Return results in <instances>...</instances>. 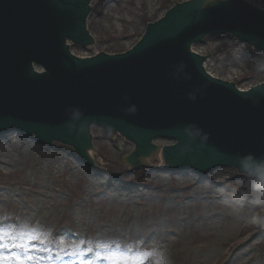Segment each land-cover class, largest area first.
Masks as SVG:
<instances>
[{
    "label": "water",
    "instance_id": "obj_1",
    "mask_svg": "<svg viewBox=\"0 0 264 264\" xmlns=\"http://www.w3.org/2000/svg\"><path fill=\"white\" fill-rule=\"evenodd\" d=\"M220 1L205 0L170 13L159 25L150 26L131 52L100 58L86 54L82 44L90 3L0 0V130L21 125L47 140L57 137L53 144L70 150L72 145L63 143L79 140L75 145L85 153L91 140L86 129L90 137L91 132L106 135L135 151L130 139L105 133L94 123L134 127L130 136L141 143V151L154 152L140 162L152 168L167 169L162 148L174 144L157 138L153 139L157 150L145 147L158 135L181 141L167 147L171 156L186 144L202 156V162L192 164L177 155L179 165L208 170L232 163L264 175V85L256 87L263 82L235 86L212 79L199 69L196 57L201 46L230 45L264 61L263 51L239 43L231 32L209 34L239 30L253 45L260 42L257 36L263 38L264 49V15L243 0L203 8ZM66 38L77 58L64 45ZM37 64L47 72H35ZM34 138L12 129L0 133V141ZM217 171L255 179L231 167L206 175Z\"/></svg>",
    "mask_w": 264,
    "mask_h": 264
},
{
    "label": "rangeland",
    "instance_id": "obj_2",
    "mask_svg": "<svg viewBox=\"0 0 264 264\" xmlns=\"http://www.w3.org/2000/svg\"><path fill=\"white\" fill-rule=\"evenodd\" d=\"M91 1L87 30L94 40L85 51L101 58L135 45L176 0L158 1L160 10L148 16L133 12L137 0ZM111 4L110 13L98 12ZM199 51L217 77L237 69L236 85L264 82V61L237 47ZM224 55L236 59L221 60ZM92 140L99 176L62 144L0 141V238L26 248L35 241L29 264H106L112 254L128 264H264V197L253 191L264 189L263 182L222 171L152 168L131 160L134 151L106 135Z\"/></svg>",
    "mask_w": 264,
    "mask_h": 264
},
{
    "label": "bare ground",
    "instance_id": "obj_3",
    "mask_svg": "<svg viewBox=\"0 0 264 264\" xmlns=\"http://www.w3.org/2000/svg\"><path fill=\"white\" fill-rule=\"evenodd\" d=\"M77 1L78 2H83V3L85 1L86 3H90L91 5L93 3V1H91V0H77ZM100 1H102V0H100ZM124 1L127 4L128 3H131V2L132 3L134 2V0H124ZM158 1H160V0H137V2H135V3H137L138 8H134L133 9V12L136 15H141V16H148L151 13H152V15L153 14H156L160 10V6H157L156 5L158 3ZM203 1H205V0H176L173 3L174 6L171 8L173 10H171V9L170 10H171L172 13H175V12H178L180 10H183L185 8H188L190 6H193V5L198 4L200 2H203ZM221 1H223V0H221ZM246 1L249 2L250 4H252L255 8L259 9V11H261L262 14L264 15V5L262 3H258L257 1H254V0H246ZM118 8L120 10H123V6H119L118 5ZM112 9H113V5L111 4L109 6V8H105L104 10L102 8L101 9H98V12L99 13H102V14H105V13L108 14V13H110L112 11ZM167 13H168L167 10H165V12L163 11V13L158 18H161V21L163 22L166 19L165 16L167 15ZM121 27L122 26H118L119 31L120 30H122V31L124 30V26L122 28ZM85 39L88 40V41H90V42H93L94 37L90 33H87V36H85ZM131 48L132 47L130 45L125 52L126 53L131 52L134 49V48H132V49ZM89 55H92V54H89ZM95 55H97V53ZM95 55H93V56H95ZM196 57H197V62H198V65H199V69L202 72H204L206 75H208L209 77L216 78L214 74H212L211 72H209L208 66L206 64L207 62H205L202 59L204 57L203 52L198 50L197 53H196ZM244 58H245L244 56L240 57V59H244ZM233 59H236V56L235 55H224V57L221 58V60H224V61H231ZM261 62H263V61L260 60L259 63H261ZM235 75H237V76H235ZM240 76H241V74L236 69V72H232L231 70H228L227 71V74L223 78H221V77L220 78L222 80L226 81V82H230V83L234 84V82H232V81H235V78H239ZM84 154H85L86 157L89 158L90 161L93 160V158H94V148L92 146V139L90 140V143H89V145L87 147V150H86V152Z\"/></svg>",
    "mask_w": 264,
    "mask_h": 264
},
{
    "label": "snow or ice",
    "instance_id": "obj_4",
    "mask_svg": "<svg viewBox=\"0 0 264 264\" xmlns=\"http://www.w3.org/2000/svg\"><path fill=\"white\" fill-rule=\"evenodd\" d=\"M18 249L23 250V254ZM34 250L35 241H29L26 248L23 243H14L6 246L4 239L0 238V264H29ZM104 259L106 264H128L126 258L116 254ZM80 264H85V261L81 260ZM86 264H92V261L87 260Z\"/></svg>",
    "mask_w": 264,
    "mask_h": 264
},
{
    "label": "clouds",
    "instance_id": "obj_5",
    "mask_svg": "<svg viewBox=\"0 0 264 264\" xmlns=\"http://www.w3.org/2000/svg\"><path fill=\"white\" fill-rule=\"evenodd\" d=\"M134 111V109H133ZM76 116H79L80 113L77 112L75 113ZM251 158V157H250ZM253 191L258 195V196H261V197H264V189H261L259 187H256L255 185L253 186Z\"/></svg>",
    "mask_w": 264,
    "mask_h": 264
}]
</instances>
